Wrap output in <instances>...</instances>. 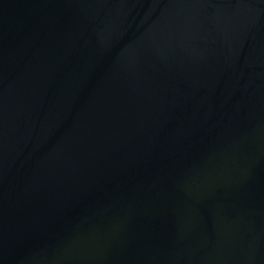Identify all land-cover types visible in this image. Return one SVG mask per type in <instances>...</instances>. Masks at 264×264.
I'll use <instances>...</instances> for the list:
<instances>
[{"label": "water", "instance_id": "obj_1", "mask_svg": "<svg viewBox=\"0 0 264 264\" xmlns=\"http://www.w3.org/2000/svg\"><path fill=\"white\" fill-rule=\"evenodd\" d=\"M0 264H264V0H0Z\"/></svg>", "mask_w": 264, "mask_h": 264}]
</instances>
